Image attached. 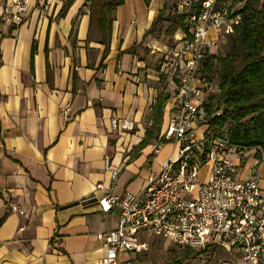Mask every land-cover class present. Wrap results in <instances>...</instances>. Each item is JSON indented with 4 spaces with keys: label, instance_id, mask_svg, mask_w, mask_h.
Instances as JSON below:
<instances>
[{
    "label": "crops",
    "instance_id": "1",
    "mask_svg": "<svg viewBox=\"0 0 264 264\" xmlns=\"http://www.w3.org/2000/svg\"><path fill=\"white\" fill-rule=\"evenodd\" d=\"M8 1L0 0V10ZM82 2L74 0L62 17V2L51 0L17 25L0 19V264H97L104 248L96 234L115 229L118 210L99 211L95 184L103 181L115 195L136 193L172 155L159 157L170 86L159 62L150 68L140 47L133 52L135 45L152 44L142 37L164 0L132 1L118 15L115 10L105 52L88 38ZM28 3L33 7L36 0ZM159 82H165L162 90ZM160 93L168 98L158 134L138 148ZM121 121L131 128L122 129ZM104 155L118 171L112 185ZM242 164H249L247 178L253 161Z\"/></svg>",
    "mask_w": 264,
    "mask_h": 264
},
{
    "label": "built area",
    "instance_id": "2",
    "mask_svg": "<svg viewBox=\"0 0 264 264\" xmlns=\"http://www.w3.org/2000/svg\"><path fill=\"white\" fill-rule=\"evenodd\" d=\"M28 7V0H10L0 10V19L17 25ZM240 7L230 0H177L175 12L185 15V31L162 53L161 67L170 86L161 141L171 142L175 155L136 193L115 195L103 181L95 184L101 191L99 211L118 210L115 229L96 234L104 248L97 264H131L128 256L120 260V255L142 253L149 237L192 252L216 247L234 257L233 264H264V183L254 174L264 153L259 147L234 145L225 134L195 133L205 126L206 100L215 92L201 75L202 64L233 33ZM117 126L112 119L113 130ZM120 127L131 128L126 121ZM246 159L254 165L250 176L242 178L240 166ZM103 161L112 185L118 171L110 167L107 155ZM203 167L207 170L200 179Z\"/></svg>",
    "mask_w": 264,
    "mask_h": 264
},
{
    "label": "trees",
    "instance_id": "3",
    "mask_svg": "<svg viewBox=\"0 0 264 264\" xmlns=\"http://www.w3.org/2000/svg\"><path fill=\"white\" fill-rule=\"evenodd\" d=\"M73 1H63L57 16H64ZM84 1L90 2L89 28L94 27L96 42L104 47L105 52L110 42L115 10L125 0ZM230 1L241 3L238 10L240 22L229 36L231 49L223 56L210 55L201 67V75L206 78L211 73L213 64L218 65L216 89L208 96L205 104V133L216 136L225 134L234 145L259 147L264 153V0ZM184 19V14L176 12L164 17L161 8L142 39L152 34L164 22L169 23L164 31L168 36L174 35L178 30L183 32ZM34 52L35 44H32L31 58ZM102 66L101 61L98 68ZM167 98L166 93H160L156 97L152 106L150 130L145 133V139L139 143L138 148L146 146L148 140L158 134L161 113ZM161 144L166 142L161 141ZM3 220L4 216L0 219V224ZM191 253V250L183 249L182 255L175 262L180 264Z\"/></svg>",
    "mask_w": 264,
    "mask_h": 264
},
{
    "label": "rangeland",
    "instance_id": "4",
    "mask_svg": "<svg viewBox=\"0 0 264 264\" xmlns=\"http://www.w3.org/2000/svg\"><path fill=\"white\" fill-rule=\"evenodd\" d=\"M51 0H36V3L31 8L30 4L27 9V14L30 13L34 8V10H40V12L45 11V6L51 5L49 3ZM57 1V0H56ZM60 2H63L65 0H59ZM81 4V11L83 12V8L85 9L86 13L88 14V11L90 9V2H85L84 0ZM103 0H92V2H100ZM132 1H143V3H146L148 0H128L127 3L124 5V7L120 6L116 8L117 15L121 11H125V8L129 7L130 3ZM161 0H152L153 5H158ZM176 2L177 0H164V3L162 5V14L165 17L166 15H173L175 13L176 9ZM161 3V2H160ZM115 18V14H114ZM169 25L168 22H164L160 25H158L155 30L150 34L148 37V41L152 43L154 46L152 47L150 44L149 48H144L140 45H135L133 52L137 51L140 47L141 53L144 56V58L149 62L150 68H155L159 62V65L163 66V55L162 53L165 51L170 50V46L173 45L174 40L176 37L180 36L181 31H176V33L172 36H168L164 33L166 27ZM90 34L88 35V38H94L96 39V33L93 26H90ZM73 36H71V40L73 39ZM231 49V41L230 38H224L219 45L213 49L212 54H215L216 56H223L225 53L230 51ZM236 65H238V62H236ZM211 73L206 77L208 82L210 83V87H212L213 90L216 89V85L218 82V65L216 63L213 64L211 68ZM164 81V80H163ZM158 84V90H162L165 88V82H159ZM212 90V91H213ZM157 143H155L156 145ZM154 145V146H155ZM159 145V144H158ZM158 148V147H156ZM174 146L172 143H166L163 145L162 149L160 150L159 157H166L167 154H172L171 156L175 155ZM165 161V160H164ZM249 164H242L241 165V176L244 177L246 173V167H248ZM207 167H203L199 171V178L203 179L206 173ZM259 177L261 179H264V163L260 164L258 173ZM147 242V249L139 254H130V255H120V260L125 259L127 256L130 258L131 264H177L175 261L180 258V256L183 253L182 248H178L175 245L170 244L169 242H166L162 239L155 238V237H149L145 239ZM236 262V259L234 257H231L228 252H225L224 250H221L216 247H210L208 249H205L203 251H196L192 252L187 259L183 260L180 264H233Z\"/></svg>",
    "mask_w": 264,
    "mask_h": 264
}]
</instances>
